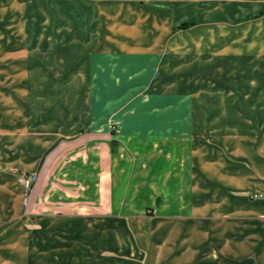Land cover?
<instances>
[{"label":"crops","instance_id":"crops-1","mask_svg":"<svg viewBox=\"0 0 264 264\" xmlns=\"http://www.w3.org/2000/svg\"><path fill=\"white\" fill-rule=\"evenodd\" d=\"M22 1L25 37L0 54L21 61L0 88L22 92L0 148L24 141L0 158V264L8 247L25 264L38 248L42 264H264V134L199 83L240 42L239 0Z\"/></svg>","mask_w":264,"mask_h":264},{"label":"rangeland","instance_id":"rangeland-1","mask_svg":"<svg viewBox=\"0 0 264 264\" xmlns=\"http://www.w3.org/2000/svg\"><path fill=\"white\" fill-rule=\"evenodd\" d=\"M133 1H146V0H133ZM158 4L168 3V0H153ZM238 1V0H237ZM152 2V0H151ZM236 3V1H235ZM176 4H180L177 0ZM240 6L236 4L239 10V19L234 21L235 33H239V44L235 47H229L224 50L223 53H219L217 56H210V64L207 68V73L203 76L202 84L203 92L202 98L204 101L208 102V106H220L222 111H228L231 114L239 116L240 127L250 131V129L255 130L258 134H264V0H239ZM30 4H26L22 0H0V54L2 51H6L10 44L21 42L25 37L26 26H25V14L28 12ZM37 6V5H36ZM39 6V5H38ZM180 6V5H179ZM178 6V7H179ZM177 7V8H178ZM46 9H41L37 7L33 11V15H42L41 12L45 13ZM181 11V9H178ZM150 19L152 13L147 14ZM29 21V19L27 20ZM32 28L40 30L48 35V33H56V24H45L40 20H33ZM196 23H182L178 26V30L187 29L195 26ZM252 25V27H251ZM31 29V27H29ZM226 29L228 27H225ZM239 30L241 32H239ZM251 31V32H250ZM57 37V36H54ZM219 41V40H218ZM9 52L0 55V64L5 63L0 73L5 74L6 78L12 80L15 78L16 73H11L10 75V65L13 63H21L20 58H11L8 55ZM214 57V58H213ZM213 59V60H212ZM9 88V87H8ZM13 89L0 88V126L4 128H9L12 126L10 120H13L12 116H9V99L12 97L14 100L15 92L22 93L20 91V86H12ZM35 90V89H34ZM134 99H136L134 97ZM12 108V113H17L19 107L18 105ZM217 106V107H218ZM221 109V108H218ZM11 110V109H10ZM255 120L249 121V118ZM113 122V121H112ZM255 123V124H254ZM115 123L113 122L112 125ZM254 124V125H253ZM112 130V128H111ZM255 133V132H254ZM2 137L1 140H3ZM14 147L17 150H22L24 146L23 139H17L11 145L9 143L4 144L0 148V158L7 157L8 151L4 146ZM116 150V140H112V152ZM52 152V151H51ZM49 154V155H48ZM55 151L50 154L46 152L42 158L46 159L45 168L48 163L55 159ZM48 155V156H47ZM24 162V156H22ZM42 160V161H43ZM49 161V162H47ZM11 169L6 166L1 167V170ZM19 176H26V174L18 173V171L13 170ZM50 169H45L46 175H55V171L51 172ZM30 175H34V180H36L39 175V171ZM31 182V185L33 183ZM263 193H257L255 199H261ZM41 199H39L40 202ZM146 214H151L148 210ZM43 237L41 235H35L31 240L41 241ZM119 238V237H118ZM21 250V251H20ZM5 251L11 257L18 256L19 259L16 260L17 264H25L23 261L25 256V248H20L16 250V253H12L10 248H5ZM42 250L38 248V252L34 255L31 254L33 264L41 263ZM34 260L36 263H34ZM31 264V263H27Z\"/></svg>","mask_w":264,"mask_h":264},{"label":"built area","instance_id":"built-area-1","mask_svg":"<svg viewBox=\"0 0 264 264\" xmlns=\"http://www.w3.org/2000/svg\"><path fill=\"white\" fill-rule=\"evenodd\" d=\"M110 128H112V130L114 131H118L119 130V126L114 124V125H110ZM34 175H26L22 178V181L25 185L29 186L30 183L34 180ZM252 198H256L257 197V193H254L252 196Z\"/></svg>","mask_w":264,"mask_h":264},{"label":"bare ground","instance_id":"bare-ground-1","mask_svg":"<svg viewBox=\"0 0 264 264\" xmlns=\"http://www.w3.org/2000/svg\"><path fill=\"white\" fill-rule=\"evenodd\" d=\"M37 15V14H36ZM40 16V15H39ZM58 22V21H57ZM251 27H252V25H251ZM251 32V31H250Z\"/></svg>","mask_w":264,"mask_h":264}]
</instances>
